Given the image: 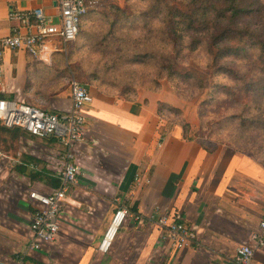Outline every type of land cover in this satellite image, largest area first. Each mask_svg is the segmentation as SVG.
I'll return each instance as SVG.
<instances>
[{"label":"crops","instance_id":"0c3cea01","mask_svg":"<svg viewBox=\"0 0 264 264\" xmlns=\"http://www.w3.org/2000/svg\"><path fill=\"white\" fill-rule=\"evenodd\" d=\"M35 8L57 14L55 0H0V38L17 25L8 19L11 11ZM68 49L50 44L41 60L5 50L0 98L68 110L70 90L61 80ZM88 88L85 139L70 149L77 181L64 199L54 242L40 250H26L33 210L28 195L59 186L65 149L20 129L0 130V264H238L235 251L253 246L264 209V162L225 144L205 146L185 137L178 124L167 127L158 106L174 99L164 87L140 89L132 98ZM118 207L143 221L128 217L110 250L101 252ZM157 213L183 222L195 238L177 250L162 244ZM254 261L264 264V245L254 248Z\"/></svg>","mask_w":264,"mask_h":264},{"label":"trees","instance_id":"16d2710c","mask_svg":"<svg viewBox=\"0 0 264 264\" xmlns=\"http://www.w3.org/2000/svg\"><path fill=\"white\" fill-rule=\"evenodd\" d=\"M99 11H91L82 19L68 56L92 86L100 90L113 86L107 85L109 68L99 67L100 63H111L112 67H127L120 88L124 98H132L138 87L159 91L157 79L161 76L157 72L151 76L140 74V81L134 83V75L138 73L128 69L132 64L153 61L159 65V73L164 72V76L170 78L177 93L178 84H182L181 87L196 84L201 91L208 88L203 105H215L222 111L220 116L225 118L219 124L235 125L238 122L244 131L264 124V0H148L138 16L117 5ZM98 15L102 19L99 18L98 25L92 23L89 29L88 23L97 21L95 16ZM153 17L157 20L150 23ZM140 21L143 28L153 24L158 32L153 34L158 37L157 42L170 45L169 57L164 56L162 62H158V52L152 49L131 50L132 43L128 38L131 29L127 26L138 25ZM136 39L140 41L139 37ZM201 52L205 54L206 76L177 70L175 63L179 58L184 56L190 63H196ZM87 59L88 64L85 63ZM245 97L248 98L246 103ZM227 103L228 112L224 113ZM252 103L258 104L255 111L250 108ZM165 109L179 113L174 107L159 104L161 114ZM178 125L187 137L189 125L182 120ZM0 130L6 129L1 126ZM53 186L58 187V182Z\"/></svg>","mask_w":264,"mask_h":264},{"label":"built area","instance_id":"2783aa9c","mask_svg":"<svg viewBox=\"0 0 264 264\" xmlns=\"http://www.w3.org/2000/svg\"><path fill=\"white\" fill-rule=\"evenodd\" d=\"M56 16L46 15L42 9L29 11H11L9 21L16 22L9 36L0 38V78L2 75L3 53L5 50H23L29 56L41 60L49 45L66 46L73 42L79 32V26L91 11L99 10L106 0H55ZM55 50H52L53 52ZM71 106L62 112L43 110L24 101L0 98V125L7 129H20L37 139H54L64 146L61 155L59 186L50 192L32 191L29 201L32 214L29 223V242L27 251L44 248L54 242L63 213V202L77 181L79 166L73 161L70 152L72 146L85 139V116L83 108L92 102V95L86 84L75 79L69 82ZM3 155L0 153V160ZM143 221L138 214L131 213L125 207L114 210L109 224L99 243L98 250L107 253L119 229L128 217ZM156 225L163 231L161 243H168L173 250L184 247L195 238L193 231L183 222L169 218L167 214H158ZM253 246L242 245L235 251L238 264H255L254 248L264 245V209L258 224V231L252 236Z\"/></svg>","mask_w":264,"mask_h":264},{"label":"rangeland","instance_id":"374dc122","mask_svg":"<svg viewBox=\"0 0 264 264\" xmlns=\"http://www.w3.org/2000/svg\"><path fill=\"white\" fill-rule=\"evenodd\" d=\"M186 1L190 2L191 0ZM147 3L148 0H106L105 4L99 7V10L103 11L109 5H117L134 11L132 12L133 16H138L139 11H143ZM95 17H97L98 20L91 21V23L89 22L88 24L91 25L89 29H91L92 23L93 25H98L99 18L102 19L99 15ZM156 20L157 19L154 17L150 18V23H155ZM142 23L143 22L140 21L138 24L139 26H127V28L131 29V34L128 37L132 43L131 50L139 52L141 50L148 51L149 49H152V51L158 52V62L160 63L162 62L164 56L169 57L170 45L168 46L164 42L159 43L156 41L158 40V37L153 34H157L158 32H156L153 24H148V26L143 28L141 26ZM128 31L129 29H127V32ZM136 37H139L140 41L136 39ZM68 47V51H70L73 46L68 44L66 49ZM196 61L198 63H190L189 59L183 56L182 58H179L175 64L177 70L192 71L201 77L206 76L208 71L207 67L205 66V54L201 52L199 54V59ZM85 63H90L89 59H87ZM62 64L64 65V63ZM163 64L166 65L167 62L164 61ZM158 66L159 65L156 62L147 61L143 64L129 65L128 69L131 68L133 69L134 73H138L137 75H134V83L140 81V74H144V76H151L155 75L157 72V74L161 76V78L157 79L158 88L161 90V88L164 87L165 90L172 95L174 99L172 102L173 104L168 105L176 108L179 111V113H174L166 109L163 111V116L167 119V121H171L167 127L172 128L173 125L179 124V122L182 120L189 125L188 137L197 139V141L201 142L205 146H210L212 143H216L218 141L217 143L231 146L240 152L250 154V156L252 155L255 158L257 157V159L264 162V124H261L262 126L257 125L252 130L248 131L241 129L240 127L242 126L238 122L235 125L219 124L218 122L225 118L223 115L220 116V114H223L222 111H219L218 107L215 105H203V103L207 100V94L209 92L208 88L201 91L198 89L196 84L192 86L188 84L185 87H181L182 84H178L177 88L179 89L177 93L173 89V82H170V78H166L164 76V72L159 73ZM99 67L101 69L109 68V72L106 76L108 83L107 85H113L108 86V89L103 91L108 93L114 92L113 94L120 95V88L124 82L125 69L127 67L125 68L123 65L121 67H112L111 63H100ZM71 79H75L82 84H86L88 87L89 85L92 86L91 83L87 82L85 75L77 67V65L68 61V68L66 73L61 75V80H65V84H67V87H69V82ZM146 84L147 82L145 85ZM140 89L142 88L138 87L136 91ZM246 102H248V98L245 97L244 103ZM227 105L228 103L226 106H224V113L228 112L229 106ZM257 106L258 104L255 105V103H252L250 108L254 109L255 111V107ZM214 112L217 114H213Z\"/></svg>","mask_w":264,"mask_h":264}]
</instances>
